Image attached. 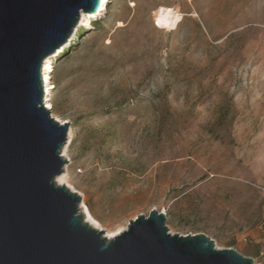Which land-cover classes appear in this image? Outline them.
Instances as JSON below:
<instances>
[{
	"label": "rangeland",
	"instance_id": "1",
	"mask_svg": "<svg viewBox=\"0 0 264 264\" xmlns=\"http://www.w3.org/2000/svg\"><path fill=\"white\" fill-rule=\"evenodd\" d=\"M89 21L45 60L80 207L105 236L157 209L264 264V0H109Z\"/></svg>",
	"mask_w": 264,
	"mask_h": 264
},
{
	"label": "water",
	"instance_id": "2",
	"mask_svg": "<svg viewBox=\"0 0 264 264\" xmlns=\"http://www.w3.org/2000/svg\"><path fill=\"white\" fill-rule=\"evenodd\" d=\"M101 0H0V264H255L205 234L172 235L152 209L113 239L56 179L69 123L45 107L44 62Z\"/></svg>",
	"mask_w": 264,
	"mask_h": 264
},
{
	"label": "bare ground",
	"instance_id": "3",
	"mask_svg": "<svg viewBox=\"0 0 264 264\" xmlns=\"http://www.w3.org/2000/svg\"><path fill=\"white\" fill-rule=\"evenodd\" d=\"M108 1L109 0H101L98 11L93 13V14L82 12V15H81L82 24L84 22H86L84 26L89 27L90 26L89 19H93L95 17L101 16L106 11V6H107ZM86 17H88L87 20H86ZM181 21H182L181 16L173 14L172 10H170V9H161L158 11L157 16H156V22H157L158 26L161 28L175 29ZM61 51H62V49L61 50L59 49L57 52L54 53L53 56H56ZM50 59L51 58H49L46 62H44V72H43L44 88H45V103L47 104L46 108L49 110L51 109V105L48 104L49 103L48 102L49 96L51 94V92H50L51 87L49 85L50 80H51L50 72L53 69ZM64 123H68V122H64ZM64 123H62V124H64ZM71 139H72V132L70 131V133L68 134V141L69 142L67 144L70 143ZM56 181H57L58 185L65 186V183H66L65 182V175L58 176ZM81 213H83L85 215V218L87 219L88 223H91L92 226H94L95 228H98V226H97L98 223L92 218L90 210L88 209V207L85 204H82V206H81ZM117 235H119V234H108L106 237L109 239H113Z\"/></svg>",
	"mask_w": 264,
	"mask_h": 264
},
{
	"label": "trees",
	"instance_id": "4",
	"mask_svg": "<svg viewBox=\"0 0 264 264\" xmlns=\"http://www.w3.org/2000/svg\"><path fill=\"white\" fill-rule=\"evenodd\" d=\"M167 216H169V214H167Z\"/></svg>",
	"mask_w": 264,
	"mask_h": 264
}]
</instances>
